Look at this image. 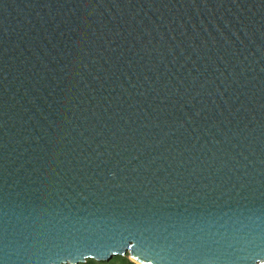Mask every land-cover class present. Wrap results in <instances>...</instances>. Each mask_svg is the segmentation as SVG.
Listing matches in <instances>:
<instances>
[{
  "label": "water",
  "instance_id": "water-1",
  "mask_svg": "<svg viewBox=\"0 0 264 264\" xmlns=\"http://www.w3.org/2000/svg\"><path fill=\"white\" fill-rule=\"evenodd\" d=\"M264 261V0H0V264Z\"/></svg>",
  "mask_w": 264,
  "mask_h": 264
},
{
  "label": "trees",
  "instance_id": "trees-1",
  "mask_svg": "<svg viewBox=\"0 0 264 264\" xmlns=\"http://www.w3.org/2000/svg\"><path fill=\"white\" fill-rule=\"evenodd\" d=\"M79 264H135L132 262L127 255L114 256L109 261H95L93 259H87L84 263Z\"/></svg>",
  "mask_w": 264,
  "mask_h": 264
},
{
  "label": "snow or ice",
  "instance_id": "snow-or-ice-1",
  "mask_svg": "<svg viewBox=\"0 0 264 264\" xmlns=\"http://www.w3.org/2000/svg\"><path fill=\"white\" fill-rule=\"evenodd\" d=\"M261 264H264V261H261Z\"/></svg>",
  "mask_w": 264,
  "mask_h": 264
}]
</instances>
